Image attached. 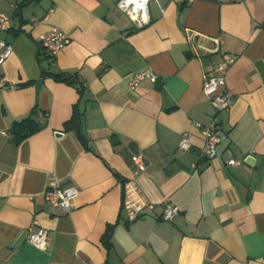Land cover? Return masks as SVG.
<instances>
[{
	"label": "crops",
	"instance_id": "obj_1",
	"mask_svg": "<svg viewBox=\"0 0 264 264\" xmlns=\"http://www.w3.org/2000/svg\"><path fill=\"white\" fill-rule=\"evenodd\" d=\"M22 1L0 0L10 18L0 39L11 49L0 79L13 85L0 89V264H264V4L158 0L137 29L119 0L15 9ZM52 29L70 41L53 57L37 42ZM223 57L233 63L217 95L233 105L217 112L203 75ZM144 70L157 83L131 91V74ZM75 109L84 142L63 130ZM31 116L46 126L14 144L12 125ZM211 125L220 143L206 160ZM185 134L191 147L181 151ZM227 150L239 167L227 165ZM52 181L78 190L67 214L44 199ZM123 184L153 205L133 222L121 211ZM165 203L178 211L173 222L161 219ZM29 229L46 232L44 251L25 237L14 246Z\"/></svg>",
	"mask_w": 264,
	"mask_h": 264
},
{
	"label": "built area",
	"instance_id": "obj_2",
	"mask_svg": "<svg viewBox=\"0 0 264 264\" xmlns=\"http://www.w3.org/2000/svg\"><path fill=\"white\" fill-rule=\"evenodd\" d=\"M16 1V0H15ZM176 1V0H170ZM193 0H186L191 3ZM261 4H264V0H255ZM158 2V0H119L117 3V9L125 14L134 27L142 29L149 25L150 17L148 12V6L150 3ZM17 9L16 3L14 4ZM164 13V10H161ZM10 30V18L0 14V32L6 33ZM195 37L191 38L194 43ZM37 42L40 45V49L48 56H55L60 51L65 49L69 45V38L57 29H52L47 34L38 37ZM11 54L10 46L0 39V65H3ZM233 60L228 57L223 59L206 71L203 75V93L211 100V103L217 112L228 111L233 105V98L229 93L217 95L218 89L225 85L226 73L229 67L232 65ZM158 77L151 70H144L141 72L133 73L130 76L128 83L131 91L135 90L141 83L150 82L152 84L157 83ZM13 85L7 83L5 79H0V89L8 90L12 89ZM202 136L204 138V147L202 149V155L207 160H212L216 157V149L220 143V138L215 131V126L202 129ZM191 136L185 134L182 136L178 148L181 151L189 150ZM229 160L227 165L229 167H239L241 161L235 160L232 157L231 151H226ZM132 162L136 167L137 174L145 172V161L140 156H133ZM78 195V190L74 187H61L58 182L52 181L47 188L44 199L47 204L52 206L57 211L67 214L69 213L74 199ZM153 205L143 200L131 186V184H123V196L121 202V211L125 213L127 221L133 222L145 215L147 210H152ZM178 211L176 208L171 207L168 203L164 204L161 219L164 222H173L177 216ZM25 238L34 248L44 251L47 248V235L44 230L37 232L29 229Z\"/></svg>",
	"mask_w": 264,
	"mask_h": 264
},
{
	"label": "trees",
	"instance_id": "obj_3",
	"mask_svg": "<svg viewBox=\"0 0 264 264\" xmlns=\"http://www.w3.org/2000/svg\"><path fill=\"white\" fill-rule=\"evenodd\" d=\"M37 1H40V0H23L21 3H18L16 5H17L18 10H21L27 3H32V2H37ZM42 75L46 77V76H49L50 74H46L42 72ZM52 78L58 82L66 83V84L73 85V86L77 85L79 90L82 89V84H79V82H77L75 76L56 75V76H52ZM80 123H81L80 114L78 113V110L75 109L71 119L63 125V130L64 132H67V133L75 132L79 140L81 142H84L85 140L84 136L80 132ZM37 130H38V127L32 121V116L20 122L14 123L11 128V133L13 136L14 144L20 143L23 139L35 133ZM104 245H105V248L107 249L111 247L109 236L106 237Z\"/></svg>",
	"mask_w": 264,
	"mask_h": 264
},
{
	"label": "water",
	"instance_id": "obj_4",
	"mask_svg": "<svg viewBox=\"0 0 264 264\" xmlns=\"http://www.w3.org/2000/svg\"><path fill=\"white\" fill-rule=\"evenodd\" d=\"M177 24H178V27L182 30L180 15H178V17H177ZM37 87L39 88V84L37 85ZM33 122L35 123V125L39 126L40 128H44L46 126V122H43L42 124H40L37 118H34ZM56 136L61 137V134L57 133ZM204 159H206V158H204ZM246 162L247 163H253V159L252 158H246ZM25 234L26 233L21 234V236L15 242L14 246H17L24 239Z\"/></svg>",
	"mask_w": 264,
	"mask_h": 264
}]
</instances>
